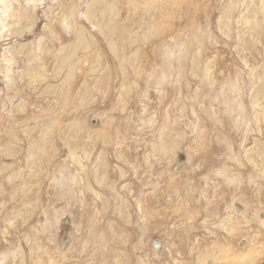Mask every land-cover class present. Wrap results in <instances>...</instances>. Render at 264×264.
Wrapping results in <instances>:
<instances>
[{
	"label": "rangeland",
	"instance_id": "obj_1",
	"mask_svg": "<svg viewBox=\"0 0 264 264\" xmlns=\"http://www.w3.org/2000/svg\"><path fill=\"white\" fill-rule=\"evenodd\" d=\"M90 2L0 0V264H264L259 0H113L122 68ZM75 25L97 43L54 78Z\"/></svg>",
	"mask_w": 264,
	"mask_h": 264
},
{
	"label": "bare ground",
	"instance_id": "obj_2",
	"mask_svg": "<svg viewBox=\"0 0 264 264\" xmlns=\"http://www.w3.org/2000/svg\"><path fill=\"white\" fill-rule=\"evenodd\" d=\"M3 1H5V0H3ZM31 1V0H30ZM113 2V0H91V2L86 6L87 7V11L88 12H95V10H97V8H99L98 10H97V12H98V15H97V17H98V20H91V19H89L90 17L88 16V15H84V18L86 19V22L91 26V29H93V30H96L98 33H100L103 37H104V40L106 41V44H107V46H108V49H109V52L111 53V55L113 56V58L114 59H116L117 60V65L119 66V67H123L124 66V64L126 63V61L128 60V61H133V59H132V57L133 56H131V57H129V58H125V57H120V59H118L119 58V56L118 55H120V53L122 52V51H124V50H122V48H119L117 45H118V43L120 42L121 43V38H122V31L121 30H119L118 29V21L115 19V15H114V11H115V8H116V3L114 4V3H112ZM150 1V0H149ZM252 0H250V2H251ZM259 2H260V4H261V13L264 15V8H263V6H264V0H259ZM147 4H149L148 2H147ZM2 15H6V14H4L1 10H0V18H1V16ZM89 18H88V17ZM223 18H225V19H227V16L224 14L223 15V17H221L220 18V21L223 19ZM243 18V17H242ZM5 19V18H4ZM244 19V18H243ZM3 20V19H2ZM1 22V21H0ZM69 23V22H68ZM67 26V25H66ZM144 26V25H143ZM148 27V26H147ZM152 27H153V25H152ZM156 27V26H155ZM67 28H69V27H67ZM2 29H4V26L2 25ZM159 29V28H158ZM124 30V29H123ZM154 30H155V28H154ZM72 38H71V40H70V43H69V45H67L66 47H63V48H61L60 50H58L57 52L59 53L58 55H56L55 57H54V61L56 62V64H57V66L55 67V69H54V75H55V77L54 78H56V76H57V73H59L62 69H64V68H69L70 66H71V61H73L72 60V58H73V56L75 55V53L79 50H82V51H85V50H87V49H89L91 46H93V45H95V43H97L96 42V39H95V37L93 36V34L87 29V28H85V27H83V26H81V27H77L76 25L72 28ZM227 32V31H226ZM137 36H138V34H137ZM137 36H136V38H137ZM139 37V36H138ZM123 40V39H122ZM142 40V39H141ZM144 40V39H143ZM121 45V44H120ZM67 50V52H65L66 50ZM12 52L13 51H11V55H12ZM63 53V54H62ZM14 54V53H13ZM96 54V53H95ZM124 56V55H123ZM103 57V56H102ZM97 58V57H96ZM134 58V57H133ZM98 59V58H97ZM137 59V58H136ZM98 61V60H97ZM65 63H66V65H65ZM96 64H97V62H96ZM91 66V65H90ZM103 68H104V66H103ZM102 69V68H101ZM98 70V69H97ZM94 71V70H93ZM99 71H100V69H99ZM102 71H105V69L104 70H102ZM90 72V71H89ZM106 72V71H105ZM104 72V73H105ZM121 72V71H120ZM208 72V71H207ZM71 73V72H70ZM98 74V73H97ZM103 74V73H102ZM72 75V74H71ZM99 75V74H98ZM68 76H69V74H68ZM182 76V75H181ZM124 77H125V75H124V73H122V80L123 81H121V82H124L125 80H124ZM129 77V76H128ZM162 77H164L165 78V75L163 74V76ZM7 78V80L6 81H9V77H6ZM194 78H198V76H195ZM5 79V78H4ZM88 80L90 79V77H88L87 78ZM105 79V78H104ZM172 76L168 79V81L169 82H171L172 81ZM87 80V81H88ZM93 80V79H92ZM98 80V79H97ZM91 81V80H90ZM11 82H12V80H11ZM126 82V81H125ZM7 85H10V84H7ZM91 85V84H90ZM95 85V83H93V86ZM105 85V84H104ZM126 85V84H125ZM56 86V85H55ZM82 86V85H81ZM125 87V86H124ZM128 87V86H127ZM101 88H103V86L101 87ZM119 88H120V86H119ZM84 89V88H83ZM88 90V89H87ZM123 90V89H122ZM130 90V89H129ZM106 91H107V89H106ZM118 91H120L121 92V90H118ZM127 91V90H126ZM104 92H105V90H104ZM122 93V92H121ZM125 93V92H124ZM127 94V93H126ZM80 96V95H79ZM119 98V97H118ZM126 98H128L127 96H126ZM13 99L14 98H10L9 99V101L10 102H13ZM92 99V98H91ZM94 101V100H93ZM66 102V101H65ZM77 103V102H76ZM65 104V103H64ZM63 104V105H64ZM252 104V106L254 105L255 106V104L254 103H251ZM16 106H17V104H16ZM5 107V105H3L2 106V109ZM118 107V106H117ZM118 109V108H117ZM78 123L79 122H77L76 120L75 121H73L71 124L73 125H78ZM257 124V123H256ZM72 127V126H71ZM259 129V128H258ZM249 131V130H248ZM249 132H251V131H249ZM248 132V133H249ZM259 132V131H258ZM104 134V133H103ZM43 135V134H42ZM60 139V138H59ZM64 139V138H63ZM107 139H106V137H103V141H104V143H106L107 141H106ZM40 141V140H39ZM42 141H43V138H42ZM106 141V142H105ZM36 143H38V142H36ZM40 143H41V141H40ZM43 144V143H42ZM70 144V143H69ZM37 145H39V147H40V145L41 144H37ZM65 145H67V147L70 149V147H71V144H70V146L68 145V144H65ZM74 145V144H73ZM34 146H36V145H34ZM32 147H33V145H32ZM31 147V148H32ZM42 147V146H41ZM36 148V147H35ZM34 148V149H35ZM33 149V150H34ZM73 148L72 149H70V150H68L70 153V155L71 156H73ZM50 151V150H49ZM52 151V150H51ZM35 152H36V150H35ZM31 153H33V152H31V151H27V154H31ZM46 153V152H45ZM36 154V153H35ZM39 154H40V152H39ZM42 154V153H41ZM41 154L39 155V156H41ZM43 154H44V152H43ZM43 156V155H42ZM41 156V157H42ZM102 160L104 161V154H102ZM74 157V156H73ZM34 158V157H33ZM32 158V159H33ZM89 158H90V155H86V159L85 160H89ZM42 159V158H41ZM29 160V159H28ZM97 160H100L99 158L97 159L96 158V161ZM31 161V160H30ZM33 163V162H32ZM81 168H82V171L84 172V174H86L85 173V170L83 169V166H81ZM6 168H4L3 170H5ZM223 170H225V169H223ZM225 172V174H223V176L225 175L226 177H228L229 178V180L231 179V180H236V182L238 181V177L237 176H235L234 174H232V173H230L229 171H227V170H225V171H223V173ZM218 173V172H217ZM87 176H85V178H86ZM227 178V179H228ZM79 180H81V178H78V181ZM104 180V179H103ZM74 181H76V179H74ZM96 181L98 182V183H101L102 182V179L100 178H97L96 177ZM29 200V199H28ZM27 200V201H28ZM234 201V200H233ZM231 202V206H230V209L229 210H227V209H225L226 211H227V217L225 218V220H224V223L222 224V229L226 232V233H232V232H235L236 231V228H237V226L241 223V219H244V221L245 220H247L246 219V213L244 212L243 213V211L242 212H240V213H235L234 211H233V206L232 205H234L235 204V202ZM218 206V205H217ZM138 208H139V206H138ZM216 208V207H215ZM25 209H26V211H28L29 210V207H27V206H25ZM223 209V208H222ZM232 209V210H231ZM228 211H230V212H228ZM213 212V210H209V213H212ZM215 212H217V218H221V219H223L224 218V216L223 215H221V213L220 212H218V209H217V211L215 210L214 212H213V214L215 213ZM237 212V211H236ZM209 213H206V218L208 219V215H209ZM225 215V214H224ZM145 216V215H144ZM254 216H256L257 217V212L255 211V213H254ZM263 223V221L261 220V224ZM235 227V229H233V228H231V227ZM210 232V231H209ZM211 233V232H210ZM198 240L196 239V242H195V245H194V247H193V249L191 250V254H195V251L199 254V251H201V253L202 252H204L205 250H206V245H201V247H199V245H198V242H197ZM152 242V243H151ZM173 245L174 246H177V245H175V242L173 243ZM150 246L152 247L151 248V250L153 251V253H157L158 251H159V249H161L162 247H163V243H162V241H158V240H154V241H150ZM173 247V246H172ZM222 249V248H221ZM173 250H175L174 248H173ZM171 252L172 251H168L167 253H168V255L169 256H171ZM194 252V253H193ZM166 253V254H167ZM199 254L198 256H197V258H196V261L195 262H193V263H197V259L199 258H201L202 257V254ZM15 256H17L16 257V259H18L20 262H19V264H23V263H25V260H24V256L22 255V253H21V251L18 249V250H16V255ZM208 258V257H207ZM236 258V257H235ZM193 259V258H192ZM15 261V260H14ZM235 261V259H233V258H230L228 261H227V264H233V262ZM137 262L139 263V264H146L145 263V261L142 259V257L141 258H139L138 260H137ZM238 262V264H249L250 262H249V260H243V261H241L240 262V260L239 261H237Z\"/></svg>",
	"mask_w": 264,
	"mask_h": 264
}]
</instances>
